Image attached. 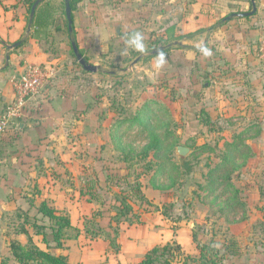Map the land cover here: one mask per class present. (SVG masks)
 <instances>
[{
	"label": "rangeland",
	"instance_id": "374dc122",
	"mask_svg": "<svg viewBox=\"0 0 264 264\" xmlns=\"http://www.w3.org/2000/svg\"><path fill=\"white\" fill-rule=\"evenodd\" d=\"M243 4L253 9L252 0H80L70 31L65 0L40 2L48 10L45 27L31 21L29 1L0 0V113L13 100L9 78L27 63L56 65L59 74L43 99L50 98L56 112L55 105L66 102L54 122H44L34 108L27 134L20 135L21 123L0 133V165L26 161L31 177L27 189L11 193L0 208V241L24 235L27 243V235L15 232L27 216L50 224L28 203L45 198L65 209L80 230L78 238L69 230L71 237L58 250L71 264H138L154 246H166L177 264H264V82L258 89L244 86L238 60L231 69L225 58L228 46L240 51L247 46L264 67V20L237 17ZM255 4L264 9V0ZM171 26L182 37L178 43L166 42ZM135 33L143 37V52L129 43ZM19 41L11 49L2 44ZM72 41L97 71L85 70ZM161 52L165 62L157 66ZM42 53L49 57L40 59ZM147 99L165 103L180 125L175 162L183 166L179 145L191 147L185 158L191 172L178 175L174 185L165 178L167 188L154 187L142 163L125 161L110 136L114 121ZM37 121L45 125L35 127ZM250 127V152L232 175L245 206L230 212L227 196L216 200L199 185L224 142ZM136 130L128 131L127 140ZM4 170L0 167V175ZM138 181L145 200L133 195ZM122 200L132 208L116 219ZM34 241L45 245L41 235L34 234ZM207 244L215 263L201 260Z\"/></svg>",
	"mask_w": 264,
	"mask_h": 264
},
{
	"label": "trees",
	"instance_id": "16d2710c",
	"mask_svg": "<svg viewBox=\"0 0 264 264\" xmlns=\"http://www.w3.org/2000/svg\"><path fill=\"white\" fill-rule=\"evenodd\" d=\"M27 1L30 2L31 9L36 0ZM79 1L70 0L73 31L75 30L74 11ZM64 13L66 15V11ZM48 18V10L38 6L33 18V24L38 27H45L48 23ZM66 21L69 29L67 17ZM166 33L168 36L167 43L173 41L178 43V40L182 38L181 36H176L174 26L169 27ZM79 52L81 53L80 48ZM81 55L83 56L82 53ZM124 109L121 112H124ZM205 122H208V119ZM179 127V123L171 116L165 103L147 99L135 112L117 118L110 130V136L124 160H136V162L142 163L145 170L143 172H146V174L150 173L151 184L161 189L169 186L164 184L165 178L171 181V185H174L178 175L183 172L186 174L191 172L188 162L181 166L174 160V150L179 142L176 129ZM134 129H137L132 136L134 139L127 140L128 131ZM252 129L253 127H250L235 133L232 140L224 142V149L218 154L219 160L214 165H208V171L204 175L206 182L199 185V188L203 191L214 194L216 200L227 196L225 207L230 212L245 206L239 195L240 190L232 180V175L239 168V161L245 159L250 152V146L246 143V140L248 138L247 133ZM135 187L137 192L133 195L140 200H145V195L142 192V183L138 181ZM29 203L37 209L39 214H42L43 218H47L50 224L40 223L38 219L31 221L30 216L26 214L25 222L15 232L27 235V243L10 238L8 240L9 254L1 256L0 264H71L68 255L58 252V250H62L64 240L71 237L67 234L69 230L73 229L76 231L73 238L79 237V228L73 224L70 215L66 213L65 209L54 206L48 199L44 198L36 205L32 198ZM121 205L115 208L117 210L116 219H118L120 214L126 215L131 211L132 206L130 208V205L125 200L121 201ZM95 215L97 216V214ZM19 216L22 217L21 214ZM30 227L34 229L33 232L30 231ZM47 229L51 230V239L48 238ZM34 234L42 236L44 246L34 241ZM52 242L55 245H51ZM204 247L207 251L202 249L201 260L204 263H215L216 261L208 256V252L212 250L210 245L207 244ZM114 248L118 251L119 246L115 245ZM166 248V246H154L138 264H177L178 262L174 261L165 252ZM53 249H56L57 252H54Z\"/></svg>",
	"mask_w": 264,
	"mask_h": 264
},
{
	"label": "crops",
	"instance_id": "0c3cea01",
	"mask_svg": "<svg viewBox=\"0 0 264 264\" xmlns=\"http://www.w3.org/2000/svg\"><path fill=\"white\" fill-rule=\"evenodd\" d=\"M242 7H243V12L248 11L247 10L248 8L246 7V5L243 4ZM253 15L254 16L251 15V16H246V17L240 16V15H236V16L242 17V19H244L246 21L248 19H252V21H254V23H256L255 21H257V19L258 20H261V19L264 20V9L260 7L258 10V8H257V12ZM227 19H229V17ZM243 40L246 41L244 43V45L246 46L249 39H247V36H246V38H244ZM2 44L4 46L8 47V49H10L9 44H6L5 42ZM225 53H226L225 58L229 62L228 66L231 69H233V67L231 66L232 64H230V63H233L234 60H238L237 62H238L239 68L237 71L239 72L240 78L242 80L241 84H243L244 86L252 85L254 89H258L260 84L262 82H264V67L259 64V63H261L259 55H255L254 51L250 50V48H248L247 46L245 47V49L243 51H240L239 47H238V50H234V48H231V46H228ZM48 57L49 56L46 53L40 54V59H46ZM10 78H9L10 89H9L8 95L10 97V94H11V98L13 99L14 93H13L12 85L10 83ZM3 94H5V92ZM49 99H47L46 100L47 102H46L42 96L39 100H37L36 102H34L31 105L28 118H26L25 120H23L21 122L20 132H19L20 135L27 134L26 132H28L29 127H30L28 119L36 117L32 113V110L34 108L39 109L36 111H41L43 113L42 114L43 116L41 118H42V120H44V122L45 121L54 122L56 119L61 118L60 116L63 115L61 107L64 106V103H66V102L61 101V103L56 104L57 106L55 105V107H58V112H56L54 109L51 108V104L48 101ZM54 102H55V100H54ZM54 102H53V104H54ZM0 104H1V101H0ZM3 110H4V108H3ZM64 116H66V114H64ZM44 122L37 121L35 123V125H36L35 127H37V125H40L41 123L44 124ZM44 125L42 127H44ZM13 129L14 128L9 129L8 132L10 130L12 131ZM33 133H35V132H33ZM1 151L2 150H0V152ZM0 167H3V169H5L0 175V208H1L2 206L5 205V202H7V196L12 195L11 193L15 192L17 189H20V188L27 189V186L30 184L31 177L28 174V171H30V169L28 168L29 164L26 161H19L18 159L15 158V159H13L12 163H10L8 165H6V164L2 165L1 164ZM35 183H36V181H35ZM14 199L17 200L16 196H14ZM60 209H63V208H60ZM28 210L29 209H26L25 211L27 212ZM2 232L3 231L0 230V237L2 236ZM23 236L24 235H17V239H19L22 243H26ZM7 254H9V243L4 244L3 241H0V258H1V256L7 255Z\"/></svg>",
	"mask_w": 264,
	"mask_h": 264
},
{
	"label": "built area",
	"instance_id": "2783aa9c",
	"mask_svg": "<svg viewBox=\"0 0 264 264\" xmlns=\"http://www.w3.org/2000/svg\"><path fill=\"white\" fill-rule=\"evenodd\" d=\"M59 71L54 64L27 63L22 72L10 78L14 97L0 113V133L19 126L21 121L28 118L31 105L45 94Z\"/></svg>",
	"mask_w": 264,
	"mask_h": 264
},
{
	"label": "water",
	"instance_id": "95a60500",
	"mask_svg": "<svg viewBox=\"0 0 264 264\" xmlns=\"http://www.w3.org/2000/svg\"><path fill=\"white\" fill-rule=\"evenodd\" d=\"M41 1H43V0H36L33 4L32 9H31V21L34 18L37 6L40 4ZM252 4H253V9L251 11L243 12V13H240L238 15L246 17V16H251V15L255 14L257 12V6L255 4V0H252ZM65 9H66V17L68 19L69 30L73 31V26H72L73 25V17H72V8H71L70 0H65ZM117 32H119V30H117ZM20 44H21V41L16 42L15 44L10 45L9 48L11 49V48L16 47ZM72 48H73V51L76 54L77 58L79 59V62L82 64V66L85 68V70L92 71V72L98 70V68H99L98 65L90 64L89 62H87L85 57L81 55V53L79 52L78 45L75 41H72ZM140 58H141V56L139 58H137L136 61H138ZM190 151H191V147H189V146L179 145L177 147L178 157H179L180 163L182 165L185 163V158L189 154Z\"/></svg>",
	"mask_w": 264,
	"mask_h": 264
},
{
	"label": "clouds",
	"instance_id": "9594fccd",
	"mask_svg": "<svg viewBox=\"0 0 264 264\" xmlns=\"http://www.w3.org/2000/svg\"><path fill=\"white\" fill-rule=\"evenodd\" d=\"M130 45L133 46L136 50L143 52L144 51V44H143V37L140 33H135L131 40L129 41ZM201 51L205 54V55H210L211 52L209 49L207 48H201ZM165 62V58H164V54L161 52L159 55V59L157 62V66H161L163 65V63Z\"/></svg>",
	"mask_w": 264,
	"mask_h": 264
}]
</instances>
